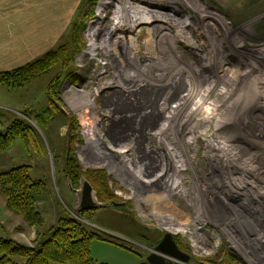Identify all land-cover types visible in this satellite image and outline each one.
<instances>
[{
	"label": "rangeland",
	"instance_id": "1",
	"mask_svg": "<svg viewBox=\"0 0 264 264\" xmlns=\"http://www.w3.org/2000/svg\"><path fill=\"white\" fill-rule=\"evenodd\" d=\"M104 1L108 2L104 4L103 0H82L79 49L73 52L72 62L63 72L60 85L51 87L52 91L57 88L54 98L60 113L52 105L50 95V82L60 71V65L23 86L0 84V103L5 104L0 107V125L4 127L17 117L26 120L39 135L45 150L44 155L35 154L32 150L30 154L24 148L22 139L16 138L11 146L0 152V168L17 163L30 164V175L44 178L47 184V192L38 202L45 225H51L63 213L78 219L86 229L104 239L94 238L90 243L91 255L97 262L146 263L151 249L168 231L157 218L173 215L171 218L176 230L170 232L174 241L175 237L180 239L178 247L191 256L186 264H198L195 259L223 260L226 253L233 254L242 264H264V242L261 238L264 236V197L244 182L246 178L257 182L260 189H264V181L254 174L257 172L260 177L264 175V0H243L228 9L213 0H183V3L181 0H125L126 3L124 0ZM124 3L127 4L126 8L122 7ZM128 5L147 6L162 16L157 22L134 23L129 33L115 30L108 37V52L103 51V48L91 52L88 48V33L97 26V18L104 17L103 23L111 25L114 21L111 11H114L113 7L119 6L124 16L121 22L128 23L129 19L125 17L129 13ZM168 17L170 22L180 23L181 26L182 19H186L187 25L182 29L190 34L193 47L179 39L178 29L166 22ZM96 30L95 44H104V32L99 28ZM156 30L163 31L165 35ZM164 45L171 47L173 53L170 51L168 54L169 50L164 49ZM129 70L131 73L134 70L133 76L124 77L122 72ZM118 71L121 72L120 76L112 79L113 72L119 74ZM72 72L73 75L68 76ZM185 78L191 87H194V81L198 82V87L208 85L210 92L202 91L203 94L198 98L192 92L190 98L181 99L180 120L177 118L179 115L167 118L169 127L163 138L165 144L158 146L159 150L161 147L163 150L160 156H150L145 153V145L150 146V140L153 139L142 136L141 130L151 132L165 123L170 108L166 106L163 109L162 106L166 103L174 104ZM251 82L256 83L257 100L242 93L249 89ZM67 85L70 89L72 85L76 86L82 94L96 92L91 95L93 106L90 104L74 110L71 105L75 100L72 99L71 90L67 93ZM220 85L229 92L227 96L216 94ZM135 96L141 98V101ZM133 97L137 99L140 108H135L132 102L126 107L127 101H132ZM205 97L209 101L217 100L213 110L202 112L204 116L214 117L215 123L206 116L199 117L204 108L200 103L205 101ZM66 100L71 102L70 105ZM48 107L53 108L49 111L53 118L47 120L45 127H41L34 120V115ZM142 111L147 115L141 114L137 120L134 115ZM215 115H219L218 119ZM70 120H76L79 124L76 131L78 139L72 155L80 170H104L109 191L116 196L117 202H125V205L109 204L81 213L75 212L73 193L65 174L60 171L66 153L64 136L69 132ZM221 121L225 123L220 128L218 124ZM94 124L98 125V130L93 129ZM101 125L105 127L104 132L101 131ZM211 132L219 136L216 140L223 142V133H227L230 143H226L231 144L234 151L241 155L237 157L238 160L235 158L231 162L234 178L228 180L220 168L216 167L222 166L225 159L221 156L224 153L220 148L214 147L212 152L207 148L206 136ZM88 134H97L96 138L100 137L114 148L127 145L126 148L136 157L133 167L143 166L148 178L162 172L153 178L152 184L157 182L158 186L149 187L151 183L142 182V176V184L132 179L135 167L132 173L122 165L109 170L99 157V151L88 140ZM207 152L214 156L216 166L208 159ZM215 154L220 155V161L215 159ZM111 160L117 162V157L112 156ZM169 160L174 166L178 164L180 167L182 164L185 169L180 173L170 172V175L174 173L177 180V184L171 187H177L168 196L161 188L160 181L166 175ZM247 160L258 166L256 171L238 165L239 161ZM161 161L164 164L160 167ZM193 168L196 174L192 173ZM228 182L243 187L240 195L221 188ZM133 187L139 195L132 193ZM180 191L184 193L179 196ZM3 211L7 214L4 215L7 217L4 226L8 229L13 227L11 230L20 240L32 245L36 238L35 230L29 229L25 234L15 232L19 231L15 226L20 223V219L15 213L1 208L0 218ZM178 226L183 227V232L177 231ZM159 235L160 240L155 243ZM235 243L242 246L246 257L245 252L242 254L234 247Z\"/></svg>",
	"mask_w": 264,
	"mask_h": 264
},
{
	"label": "trees",
	"instance_id": "2",
	"mask_svg": "<svg viewBox=\"0 0 264 264\" xmlns=\"http://www.w3.org/2000/svg\"><path fill=\"white\" fill-rule=\"evenodd\" d=\"M82 6L83 2L80 4L77 15L72 21L62 44L60 43L55 48L49 49L37 58L20 66L0 71V84L5 83L13 87L23 86L52 67L60 65V71L50 82V89L52 86L55 88L57 85L58 87L62 75L64 76V71L72 62L73 52L79 49L78 31L81 26L79 15ZM71 75L73 72L68 76ZM52 89L50 90L51 103L60 113L54 98V95H57L55 94L57 88L55 91ZM51 108L48 107L41 113L34 115V120L41 127H45L47 120L53 118L49 113ZM27 115L30 116V114ZM70 121L69 132L64 136L66 153L60 171H63L66 176L65 179L70 181L72 186L77 185L80 175H83L93 186L100 201H116V196L108 189L104 170L95 168L84 172L77 165L72 151L78 139L76 131L79 129V124L76 120ZM16 138L22 139L24 148L29 153L32 150L35 154L44 155L45 150L39 135L26 120L19 117L0 128V152L11 146ZM30 168L31 165L27 163L0 168V194L5 200V206L19 215L26 227L34 228L36 232V238L32 245L10 236L0 235V264H107L97 262L92 257L90 250V243L94 238H103L86 229L84 224L75 217L63 213L56 218L54 223L45 225V219L38 208V202L47 192V184L44 178L32 177L29 173ZM17 228L19 227L17 226ZM160 237L161 235L157 237L155 243L160 240ZM175 240L180 246V239L175 237ZM222 259H195V262L198 264H242L240 259L230 253H226ZM144 264H148V262L146 261Z\"/></svg>",
	"mask_w": 264,
	"mask_h": 264
},
{
	"label": "bare ground",
	"instance_id": "3",
	"mask_svg": "<svg viewBox=\"0 0 264 264\" xmlns=\"http://www.w3.org/2000/svg\"><path fill=\"white\" fill-rule=\"evenodd\" d=\"M170 1V0H169ZM180 1V0H179ZM105 2L107 3L108 1H104L103 0V3L105 4ZM124 2L126 3L127 1H125L124 0ZM172 2H173V0H172ZM181 3H183V0H181L180 1ZM123 4L122 5V7H125L126 8V5L127 4ZM139 4V3H138ZM170 4V3H169ZM168 5V4H167ZM152 6V5H151ZM121 7V8H122ZM127 7H129L128 9V11H129V13L127 14V15H125V17L126 18H128L129 19V21H128V23H124V22H121L122 20V17L124 18V16L120 13V7L119 6H115V7H113L114 8V11L112 10L111 12L113 13L112 14V19H114V21H112V24L111 25H109L108 24V26L107 25H105L104 23H103V21H105V18L104 17H101V16H99L98 18H97V22H96V24H97V26L95 27V29H93V30H91V31H89V46H88V48H89V50L91 51V52H94V50L96 49V48H103V51H105V52H108L109 50H110V47H109V45H108V41H109V39H108V37H109V35L110 34H113L114 32H115V30H117V31H125V32H130L131 30H130V28H131V26L132 25H135L134 23H138V22H157L159 19H160V17L162 16L161 14H158V13H156L155 11H154V9L153 8H151L150 9V7H143V6H140V5H128ZM104 8V7H103ZM153 9V10H152ZM124 10V9H123ZM157 10V9H156ZM162 13V12H161ZM164 15H166V14H164ZM170 16V15H169ZM110 18V17H109ZM165 18V17H164ZM111 19V20H112ZM183 21H182V26H181V24L180 23H172V22H170V20H169V17H168V21H166L167 23H168V25L170 26V24L172 25V27H174L177 31H179L177 34L180 36V40L182 41V42H184L185 44H187V45H189V46H194V44L192 43L193 42V40L190 38V34L188 33V32H185V30H183L182 29V27H185V25H187V21H186V19H182ZM101 23H103V24H101ZM100 24V25H99ZM142 25V24H141ZM167 25V26H168ZM156 26V25H155ZM153 27V28H156V27ZM178 26H179V28H178ZM177 27V28H176ZM96 28H99L100 30H102V32H104V35H106V36H104L103 35V39H104V44L103 43H100V44H95V42H94V36H95V33L97 32V30H96ZM134 30H136V29H134ZM140 31V30H139ZM157 31V33H160L161 32V34L163 33L164 34V32L163 31H161V30H156ZM172 31V30H171ZM187 31V30H186ZM103 34V33H102ZM135 35V34H134ZM165 35V34H164ZM127 37V36H126ZM156 37V39H157V36H155V35H153V38H155ZM159 37V36H158ZM88 38V37H87ZM143 38V37H142ZM152 38V39H153ZM102 39V40H103ZM121 39V38H120ZM162 41V40H161ZM160 40H159V42L160 43H162L163 44V41L161 42ZM114 43V42H113ZM167 45V44H166ZM166 45H164V49H166L167 51H168V54H170L171 52H172V49H171V47H165ZM129 47V46H128ZM196 47V46H195ZM196 48H198V47H196ZM199 49V48H198ZM135 51V50H134ZM166 51V52H167ZM171 51V52H170ZM115 52V51H114ZM98 52H96V54H97ZM173 53V52H172ZM99 54V53H98ZM110 54V53H109ZM92 55H94V53L92 54ZM98 56V55H97ZM156 56V55H155ZM154 56V57H155ZM158 56V55H157ZM111 57V56H110ZM159 57V56H158ZM105 64H106V61H105ZM127 64V63H126ZM115 67V66H114ZM224 68V67H223ZM109 70H111V69H109ZM114 70V69H113ZM112 71V70H111ZM136 71V70H135ZM177 71V70H176ZM119 72V74H117V73H114L113 72V74L111 75V77H112V79L113 78H116L117 76H120V74H121V72L120 71H118ZM133 72H134V70H133ZM133 72L131 73V71L129 70V71H127V72H122V75L125 77H127V78H129V76L131 75V76H133ZM185 73V72H184ZM244 73V72H243ZM131 78V77H130ZM150 79V78H149ZM224 79L225 80H228V77H226V76H224ZM185 80H186V82H185ZM185 80H184V84H183V86H182V90L180 91H178V94H177V96H176V101L174 102V104H170V105H168V103H166V104H164L162 107H163V109H164V107H168L169 106V110H170V112H169V115L167 116V114H166V120L164 121L165 123H163L161 126L159 125V127L156 129V130H152L151 132H149V130H144V129H142L141 130V133L140 134H143L142 136H145L146 138H152L153 140H150L151 142H152V144L149 146V145H145V153H147V154H150V156H154V155H156V156H160V154H161V151L163 150V148L161 147V150H159L158 149V146L160 145V144H162L163 146H164V142H165V140H163V138H164V136L166 135V132H168V127H169V122H168V120H167V118L169 117V118H171V117H174V116H178L177 118H179V120H180V118H181V116H182V103H181V99H187V98H190V96H191V94H192V92H195L196 93V95H197V98L198 97H201V95L203 94V92L202 91H204V93H206L205 92V90H207L208 92H210V87L208 86V85H206L205 87L204 86H201V87H198V85H196L198 82H192L193 84H194V87H191V86H189V82H188V80L185 78ZM107 82V81H106ZM110 82V81H109ZM120 82V81H119ZM127 82V81H126ZM252 82H254V81H252ZM250 83V85L248 86V88L249 89H245V90H243L242 91V93H243V95L244 96H248V97H252V98H254L255 100H257V99H259L258 97V91H256V89H257V87H256V83L255 84H253V83ZM108 83V82H107ZM108 86H111L110 84H107ZM162 85V84H161ZM164 85V84H163ZM205 85V84H204ZM196 86V87H195ZM221 86V85H220ZM133 87V86H132ZM135 87V86H134ZM204 87V88H203ZM70 90H71V95H72V99L73 100H75V103H73V105H71V107L75 110H80V109H82L84 106H89L90 104L92 105V98H91V95L92 94H95L96 92H94V93H86V92H84L83 94H85V95H83L79 90H78V88L75 86H71V89H70V86H68L67 85V93H69L70 92ZM133 90V89H132ZM79 91V92H78ZM135 93V92H134ZM229 92H227V90H226V88L225 87H223V86H221L220 88H219V90L218 91H216V94H219V95H222V96H227V94H228ZM132 95H133V93H132ZM132 95H130V96H132ZM148 95V94H147ZM184 96H185V98H184ZM137 96H135V98H136ZM139 97H137V99H138ZM206 98V97H205ZM217 98V97H216ZM220 98V97H219ZM133 100L131 101V100H126L127 101V103H126V107H127V105H130L131 104V102H132V104H133V106L135 107V108H140L139 106H138V103H137V99H134V97L132 98ZM140 99V101H141V98H139ZM208 98H206L205 99V101H203V103H200V104H202V105H200L203 109L200 111V113H199V117L201 116V117H203V118H205V116L204 115H202V112H206L205 110H208V111H211V110H213V105H214V103L215 102H217V100L215 99V101H214V99H212L213 101H209V100H207ZM203 100V99H202ZM199 101H200V99H199ZM212 102V105H210V103ZM183 104H184V102H183ZM140 105V104H139ZM216 105V104H215ZM218 105V104H217ZM93 106V105H92ZM215 109V108H214ZM135 111V110H134ZM184 111V110H183ZM144 111H142L141 113H137V115H134V116H136V119L138 120V118L139 117H141V114H146V113H143ZM262 112V111H261ZM147 115V114H146ZM123 116V115H122ZM219 116V115H218ZM218 116L217 115H215V118H217L218 119ZM106 117H107V115H106ZM208 119H212L213 120V122L215 123V119H214V117H212V116H206ZM240 119V118H239ZM242 119V118H241ZM253 119V118H252ZM103 120H105V118H103ZM171 122V121H170ZM222 123H225V122H223V121H221L219 124H218V127H220L221 128V125H222ZM170 125H171V123H170ZM168 126V127H167ZM253 127V126H252ZM101 131L102 132H104V130H103V128H105L103 125H101ZM93 129L94 130H98V125L97 124H94L93 125ZM204 130H207V129H204ZM202 131V130H201ZM208 131V130H207ZM203 132V131H202ZM255 132V131H254ZM98 134V133H97ZM97 134H95V135H90V134H88V140L90 141V143H92V145L95 147V149L96 150H98L99 151V157H101L103 160H104V162H105V166L106 167H108V169L109 170H112V167H114L115 168V166L116 167H120L121 165V167H123V166H126V167H124L125 168V170L126 171H128V172H130V173H132V171H133V169H134V167H135V169H134V173H132V179H134L136 182H139V183H141V181H140V177H141V180H142V182L144 181L145 182V184H147V183H151V184H148V186L150 187V186H154V185H156V186H158L157 185V182H154V184H152V182H153V178L156 176V175H161L162 174V172H160V173H155L154 175H152V177H146V175H145V173H144V171H143V166H142V168H141V165H136V166H134L133 167V164L132 163H135L136 162V157L134 158V154H132V152H130L129 150H128V148H126V146L127 145H119L118 147H116V148H114V147H111V146H109L108 144H106V142H105V140H102L100 137H98V138H96V136H98ZM204 134H205V131H204ZM223 134H225V136H223V138H224V141L225 142H223V141H220V140H216V138H218L219 136L216 134V133H212L211 132V134L210 135H207L206 136V141H207V148H209V150L212 152V148H216V147H218V148H220V150L224 153V155H221L224 159H225V161H223V162H225V163H223L222 164V166H220V165H218V166H216V162H215V160H214V156H212V155H210V154H208V152H207V154H208V159H210L211 160V162H213L214 163V165L216 166V167H218V168H220V170L224 173V175L225 176H227L226 178L229 180V178L230 177H233V174L231 173V171H233V165H232V163L231 162H233V161H235L236 159L238 160V158L237 157H240L241 155H239V153H237V152H235L234 151V148H232V145L231 144H228V143H226V142H229L230 143V136L227 134V133H223ZM158 137H160V138H158ZM182 141V140H181ZM182 144V143H181ZM230 145H231V147H230ZM148 146H149V148H148ZM237 150V149H236ZM171 151V150H170ZM171 153H173V152H171ZM174 154V153H173ZM167 155V154H166ZM243 155V154H242ZM114 157L115 156V158L117 157V162H114V161H112L111 160V157ZM164 156V158L165 159H167V156H165V155H163ZM172 156H175V155H172ZM177 156V155H176ZM215 159H217L218 161H220V155H216L215 154ZM179 158V157H178ZM231 158V159H230ZM236 158V159H235ZM133 159V160H132ZM170 159V158H169ZM171 159H173L172 157H171ZM175 159V158H174ZM192 159V158H191ZM241 159V158H240ZM249 160H251V158L249 159ZM249 160H247V161H239L238 163V165H241L242 166V168L244 169V167H245V169L246 170H250V171H252V170H254V171H256V169L258 168V166H254L253 165V162L252 161H249ZM190 161V160H189ZM192 162V161H191ZM193 163V162H192ZM123 164H125V165H123ZM161 165H160V167L164 164L162 161H161V163H160ZM170 164H171V166H170ZM118 165V166H117ZM177 166H174V164H173V162L172 161H168V163H167V169H166V175L161 179V181H160V185L162 186L161 188L163 189V191L165 190V194H166V192H167V194H168V196L171 194V192H173V189H175L177 186H174V187H171L172 185H174V184H177V180L175 179L176 177H174V173L173 174H171L170 175V172L172 171V172H175L176 171V173L177 172H183V170L185 169V167H182V164H181V166L180 167H178V164H176ZM129 167H131V168H129ZM174 167H175V169H174ZM240 167V166H239ZM183 169V170H182ZM252 169V170H251ZM159 170H160V168H159ZM193 171H192V173H194V174H196L195 172V168H193L192 169ZM253 171V172H254ZM248 172V171H247ZM264 173V172H263ZM262 173V174H263ZM254 174H257L258 175V177L259 178H261V180L262 181H264V175L263 176H261L260 177V174H258L257 172H254ZM242 175V174H241ZM170 176V177H169ZM176 176V175H175ZM178 176H180V175H178ZM194 178H195V176H194ZM234 178V177H233ZM243 179V178H242ZM241 180V179H240ZM245 181L244 182H246L248 185H251L253 188H255L256 189V191H257V193H259V194H261L263 197H264V189H260V184H258L257 182H252V181H250V180H248V179H244ZM260 180V179H259ZM130 183V182H129ZM128 183V184H129ZM230 182H228L226 185H222V187L221 188H225V190H228V191H230L231 193L233 192L234 194H236V195H240V192L243 190L242 188L243 187H241L240 185H238V186H236L235 185V183H233V184H229ZM242 183V182H241ZM260 183H262L261 181H260ZM130 184H132V182L130 183ZM142 184V183H141ZM159 184V183H158ZM147 186V185H146ZM247 186V185H246ZM134 190V191H133ZM183 192V191H182ZM181 191L180 192H178V195L180 196L181 195V193H182ZM132 193H134V194H137V195H139L138 194V192L134 189V187L132 188ZM184 193V192H183ZM177 194V193H176ZM132 196V195H131ZM134 196H132V198H133ZM159 197V196H158ZM157 198V197H156ZM155 198V199H156ZM161 199V198H160ZM158 200H159V198H158ZM164 200V199H163ZM169 200V199H168ZM167 201V200H166ZM152 202V201H151ZM169 202V201H168ZM157 203H158V201H157ZM162 203V202H161ZM160 203V204H161ZM182 204V203H181ZM185 205V204H184ZM194 205V204H193ZM151 206V205H150ZM195 207V206H194ZM153 211V210H152ZM153 213H154V211H153ZM152 213V214H153ZM155 214V213H154ZM153 214V215H154ZM167 214V213H166ZM165 214V215H166ZM171 214V213H170ZM171 216H173V215H171ZM171 216H160L159 218H157V220H158V222H160V224L164 227V228H166L168 231H170V230H172V229H175V223H174V221H173V219L171 218ZM184 217V216H183ZM186 219V218H185ZM184 219V220H185ZM187 224V223H186ZM176 230V229H175ZM177 231L178 232H183V227H180V226H178L177 227ZM187 233V232H186ZM261 238H263L262 239V241L264 242V236H261ZM251 241V240H250ZM246 244V243H245ZM247 245V244H246ZM237 250H239L242 254L245 252L244 250H243V248H242V246L241 245H239L238 243H235V246H234ZM256 252V251H255ZM245 257L247 256V254H246V252H245V255H244ZM255 258V257H254Z\"/></svg>",
	"mask_w": 264,
	"mask_h": 264
},
{
	"label": "crops",
	"instance_id": "4",
	"mask_svg": "<svg viewBox=\"0 0 264 264\" xmlns=\"http://www.w3.org/2000/svg\"><path fill=\"white\" fill-rule=\"evenodd\" d=\"M213 1L228 9L243 0ZM81 3L82 0H0V71L29 62L62 43ZM4 105L0 103V107ZM0 128H3L2 125ZM0 208L10 211L1 194ZM4 215L7 214L3 211L0 235H7L25 243L26 241L20 240L11 230L13 227L8 229L4 226V220H7ZM14 215L20 219L17 225L19 228L15 226L19 231L15 232L25 234L29 229H34L26 227L22 218Z\"/></svg>",
	"mask_w": 264,
	"mask_h": 264
},
{
	"label": "water",
	"instance_id": "5",
	"mask_svg": "<svg viewBox=\"0 0 264 264\" xmlns=\"http://www.w3.org/2000/svg\"><path fill=\"white\" fill-rule=\"evenodd\" d=\"M68 185L74 196L73 207L76 213L89 211L109 204L114 206L125 205V202L100 201L93 186L83 175H80L77 187H73L70 181H68ZM190 257L189 254L183 252L178 247L172 233L166 231L161 240L151 249L146 261L148 264H186L190 260Z\"/></svg>",
	"mask_w": 264,
	"mask_h": 264
},
{
	"label": "built area",
	"instance_id": "6",
	"mask_svg": "<svg viewBox=\"0 0 264 264\" xmlns=\"http://www.w3.org/2000/svg\"><path fill=\"white\" fill-rule=\"evenodd\" d=\"M68 101H69V100H68ZM69 102H70V101H69ZM69 102H67V100H66V103H67L68 105H70V103H71V102H70V103H69Z\"/></svg>",
	"mask_w": 264,
	"mask_h": 264
},
{
	"label": "flooded vegetation",
	"instance_id": "7",
	"mask_svg": "<svg viewBox=\"0 0 264 264\" xmlns=\"http://www.w3.org/2000/svg\"><path fill=\"white\" fill-rule=\"evenodd\" d=\"M76 186H78V185H76ZM83 212H85V211H83Z\"/></svg>",
	"mask_w": 264,
	"mask_h": 264
}]
</instances>
